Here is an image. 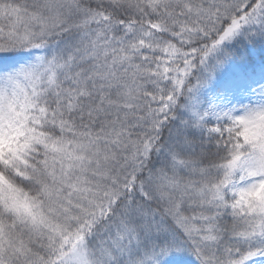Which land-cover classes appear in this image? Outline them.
<instances>
[{
  "label": "snow or ice",
  "instance_id": "1",
  "mask_svg": "<svg viewBox=\"0 0 264 264\" xmlns=\"http://www.w3.org/2000/svg\"><path fill=\"white\" fill-rule=\"evenodd\" d=\"M0 264H264V0H0Z\"/></svg>",
  "mask_w": 264,
  "mask_h": 264
}]
</instances>
